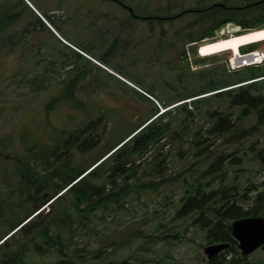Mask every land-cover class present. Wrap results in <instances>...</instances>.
Masks as SVG:
<instances>
[{"label": "rangeland", "instance_id": "obj_1", "mask_svg": "<svg viewBox=\"0 0 264 264\" xmlns=\"http://www.w3.org/2000/svg\"><path fill=\"white\" fill-rule=\"evenodd\" d=\"M177 1L180 0H131V3L138 4L135 10L143 13L155 11L167 2ZM185 1L187 6H191L195 0ZM203 1L207 5L223 0ZM250 1L256 0H229L239 6ZM120 8V5L109 0H0V15L10 20L0 35V144L7 142L8 135L15 139L9 148L11 163L9 160L4 163L9 171H12L10 164L15 169L13 156L16 153L27 155L23 144L28 145L27 148L33 146L36 150L40 148L38 145L51 142V135L59 136L61 131L67 130V126L74 129L87 120L86 113L78 112L72 103H56L50 110L51 124L47 122L46 102L53 100L62 81L69 75L78 71L85 72L86 78L80 83L78 96L90 105L93 116L101 111L110 115L111 131L108 140L92 151L91 156H94L126 133L144 113L157 107L160 113L168 109L161 98L184 92L186 87L193 89L201 86L204 81L201 79L202 70L225 66L234 55L230 49L202 56L198 51L201 43L232 38L259 29H244L239 23L228 22L214 36L206 37L199 43H191L190 38H196L201 32V28L193 27V15L186 16L183 22L164 24L162 28H122L121 18L118 17ZM229 15L237 17L239 21L257 22L264 15V5L232 9ZM136 24L144 25L143 22ZM81 46L90 49L93 55ZM109 48H114V53L109 55L108 63H104L97 55ZM253 48L264 50V40L244 46V52ZM75 52L83 57H76ZM200 58L207 59L199 61ZM241 73H247V69ZM140 93L146 95V98ZM215 106V103L204 104L200 111L195 110L194 120H184V126L190 124L188 130L192 138L196 130L203 128L205 131L212 125L213 121L206 110ZM236 138L237 143L235 140L231 143L224 142L222 138H208L206 143L210 144L209 147L195 157L180 154L182 147L194 153L198 151L191 139L185 137L183 141L175 140L167 144L163 149L169 158L164 165L167 174L177 177L173 186L150 190L149 194L144 191L142 195L134 199L132 197L125 210L112 214L98 226L94 222L87 231L81 230L80 244L88 243L95 249L105 243V254L115 259L134 257L152 260L170 255L184 264H208L205 248L211 244L205 232L193 223L192 217L178 220L172 218L181 204L180 198L185 188L190 184L205 183L214 175L205 172L220 153L228 156L224 166L228 165L236 149L243 161L239 165L229 166L228 173L221 180L215 178L213 187L221 183L236 184L244 191L254 183L260 190H264V164L253 157L257 149L264 148V129L249 138ZM252 143L255 144V150L250 148ZM9 176L13 178L12 174ZM10 182L1 188L6 198L10 190L15 188L17 180ZM167 196L170 200H167ZM13 198L8 207L3 208L5 216L0 224V234H4L31 206L26 202L17 208L20 195L15 193ZM147 233L171 236L156 238L157 243L154 238H150L147 254H140L137 250L145 242L144 235ZM176 234L180 237L175 238ZM114 241L119 244H114ZM249 256L253 261H264L261 248ZM55 259L54 254L46 255L37 264H48ZM150 260L145 264H150ZM99 261L102 264L107 259ZM93 262L95 259L87 264Z\"/></svg>", "mask_w": 264, "mask_h": 264}, {"label": "trees", "instance_id": "obj_2", "mask_svg": "<svg viewBox=\"0 0 264 264\" xmlns=\"http://www.w3.org/2000/svg\"><path fill=\"white\" fill-rule=\"evenodd\" d=\"M221 3L223 7H216L217 20L213 27L201 28L199 35L190 38L189 42L199 43L206 37L214 36L228 22L239 23L244 29L264 27V15L260 21L253 23L248 20L239 21L237 17L229 15L232 9L264 5V0L246 2L243 6L233 5L229 0ZM209 18L211 20V16ZM9 23L8 17L0 15V35ZM81 47L93 55L90 49ZM241 50L244 51V46ZM75 53L76 57H83ZM113 53L114 48H109L97 57L108 63L109 55ZM206 59L200 58L199 61ZM244 69H247L245 74L241 73L243 69L230 71L225 64L202 70L201 79L204 81L201 86L193 89L186 87L184 92L161 98L168 109L160 113L157 107L144 113L126 133L94 156H91L92 151L108 140L111 131L110 115L101 111L93 116L90 105L78 96L80 83L86 78L85 72L78 71L69 75L62 81L53 100L46 102L47 122L51 124L50 110L56 103H72L78 112L86 113L87 120L74 129L67 126V130L61 131L59 136L51 135V142L38 145L40 148L36 150L33 146L27 148L28 145L23 144L22 139L27 155L16 153L13 156L16 162L15 169L10 164L12 171L4 163L8 160L11 163L9 148L15 139L8 135L7 142L0 144V224L5 216L3 208L8 207L15 193L20 195V199L15 198L20 200L17 208L26 202L31 205L19 220L4 234H0V241L3 240L0 243V264H37L42 257L53 254L56 259L48 264H87L94 259L93 264H101L99 260L103 259L107 261L102 264L147 263L150 259L109 258L105 254V243L95 249L88 243L81 245V230L87 231L90 224L95 222L98 226L112 214L125 210L132 197L134 199L144 191L149 194L150 190L173 186L177 177L166 173L164 163L169 156L163 148L172 141L192 138L188 130L190 124L184 126V120H194L195 110L200 111L204 104H216L206 110L213 123L205 131L203 128L195 131L191 143L199 152L194 153L182 147L180 154L184 157L201 155L210 145L206 143L208 138H222L224 142L231 143L235 140L237 143L236 137L249 138L261 132L264 129V64ZM141 96L146 98L144 94ZM20 135L23 137L22 133ZM250 148L255 150V144L252 143ZM232 155L228 165L224 166L228 156L225 153L218 154L205 172L214 175L205 183L190 184L185 188L180 198L181 204L172 219L192 217L193 223L205 232L209 244L229 243L225 250L208 258V264H264V261H253L251 256L243 255L231 232V222L235 219L264 216V190H260L254 183L244 191L236 184L212 186L215 178H224L229 166L242 163L243 159L237 155V149ZM253 157L264 164V148L257 149ZM10 180L17 182H14L16 186L6 198L1 188L10 184ZM167 200H170L169 196ZM46 208L48 212L45 213ZM168 236L171 235L145 234L146 240L140 244L137 252L146 253L150 248V238H154L157 243L156 238L165 239ZM174 237L180 236L176 234ZM114 244L119 242L114 241ZM150 264L184 263L166 255L152 258Z\"/></svg>", "mask_w": 264, "mask_h": 264}, {"label": "flooded vegetation", "instance_id": "obj_3", "mask_svg": "<svg viewBox=\"0 0 264 264\" xmlns=\"http://www.w3.org/2000/svg\"><path fill=\"white\" fill-rule=\"evenodd\" d=\"M120 5L118 10V17L121 18L120 26L131 28H162L164 24H172L176 21L183 22L186 16L193 15L195 17L194 28H212L217 20L216 7L222 3L212 2L205 4L201 0L191 2V6H187L185 0H180L173 3H166L164 6H159L157 10H150V12L139 13L135 9L138 4L131 3V0H109ZM139 1V0H137ZM223 7V5H221ZM138 10V9H137ZM140 11V10H139ZM211 16V20L209 18ZM143 22L144 25H137L136 23ZM3 240L0 241V243Z\"/></svg>", "mask_w": 264, "mask_h": 264}, {"label": "water", "instance_id": "obj_4", "mask_svg": "<svg viewBox=\"0 0 264 264\" xmlns=\"http://www.w3.org/2000/svg\"><path fill=\"white\" fill-rule=\"evenodd\" d=\"M231 232L243 255L249 256L259 248L264 251V216L235 219L231 222ZM227 247L229 243L211 244L205 248V253L211 259Z\"/></svg>", "mask_w": 264, "mask_h": 264}, {"label": "bare ground", "instance_id": "obj_5", "mask_svg": "<svg viewBox=\"0 0 264 264\" xmlns=\"http://www.w3.org/2000/svg\"><path fill=\"white\" fill-rule=\"evenodd\" d=\"M233 36V35H232ZM229 36V37H232ZM264 40V28H259L258 30H252L246 33H240L232 38H226L223 40L208 42L206 44H202L200 46V54L202 56L211 55L214 53H218L219 51H226L232 49L234 57L237 59L242 55L241 47L253 43ZM163 112V111H162Z\"/></svg>", "mask_w": 264, "mask_h": 264}, {"label": "built area", "instance_id": "obj_6", "mask_svg": "<svg viewBox=\"0 0 264 264\" xmlns=\"http://www.w3.org/2000/svg\"><path fill=\"white\" fill-rule=\"evenodd\" d=\"M240 58L233 57L227 62L230 71L243 67L264 64V50L256 49L241 54Z\"/></svg>", "mask_w": 264, "mask_h": 264}]
</instances>
